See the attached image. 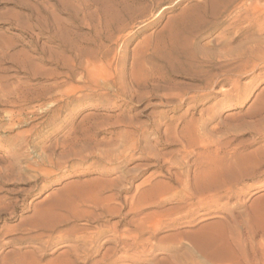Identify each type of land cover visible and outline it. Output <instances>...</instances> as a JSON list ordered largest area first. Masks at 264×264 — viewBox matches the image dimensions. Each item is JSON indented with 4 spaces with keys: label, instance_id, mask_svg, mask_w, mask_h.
Listing matches in <instances>:
<instances>
[{
    "label": "rangeland",
    "instance_id": "obj_1",
    "mask_svg": "<svg viewBox=\"0 0 264 264\" xmlns=\"http://www.w3.org/2000/svg\"><path fill=\"white\" fill-rule=\"evenodd\" d=\"M239 3L190 58L174 23L212 0H0V264H264V0Z\"/></svg>",
    "mask_w": 264,
    "mask_h": 264
},
{
    "label": "bare ground",
    "instance_id": "obj_2",
    "mask_svg": "<svg viewBox=\"0 0 264 264\" xmlns=\"http://www.w3.org/2000/svg\"><path fill=\"white\" fill-rule=\"evenodd\" d=\"M240 1V3H239ZM246 0H212V11L210 12L207 6H196L192 9L190 13H187L183 16H181L176 22L174 23L176 26V40L177 43L180 44L183 47V50H178V54H184L186 56L194 57V55L197 52V49L194 47V43L191 44V40L197 39L200 36H202L207 30L214 28L216 26V19L218 18V14L220 11H224L228 13V11L239 3L240 7L239 9L244 8V10L247 12L251 11L250 7L248 8L245 3ZM250 1V0H249ZM242 2V3H241ZM249 3V2H248ZM250 4V3H249ZM252 4V3H251ZM236 7V6H235ZM238 7V6H237ZM259 7V6H258ZM253 8V7H252ZM259 9V8H258ZM232 10V9H231ZM236 10V9H235ZM234 10V11H235ZM242 11V10H241ZM230 12V11H229ZM259 12V11H258ZM233 13V12H232ZM240 13V11H239ZM257 14V13H256ZM208 15L209 18H208ZM238 15V13L236 14ZM243 15V14H242ZM264 15V14H263ZM228 16V15H227ZM235 16V15H234ZM245 16V15H244ZM249 16V15H248ZM229 17V16H228ZM261 18V17H257ZM244 19V17H243ZM238 21V20H237ZM249 21V20H248ZM254 21V20H253ZM259 21V20H257ZM256 21V22H257ZM264 21V20H263ZM241 22V21H240ZM243 23V22H242ZM254 23V22H251ZM241 25V24H240ZM254 27V26H253ZM261 27V26H260ZM259 31L261 28H258ZM263 30V29H262ZM260 46V45H259ZM261 48V46H260ZM199 50V49H198ZM249 51V50H248ZM251 51V50H250ZM249 51V52H250ZM255 51V50H254ZM253 51V52H254ZM176 52V51H175ZM251 52V53H253ZM261 52V51H260ZM250 53V54H251ZM256 54V52H254ZM263 53V52H262ZM249 54V55H250ZM258 54H260L258 52ZM248 55V54H247ZM253 56V55H252ZM197 57V56H196ZM249 57V56H248ZM252 58V57H250ZM250 60V59H249ZM240 67V66H239ZM242 67V66H241ZM224 179V178H222ZM230 180V179H229ZM225 181V180H223ZM208 182V181H207ZM198 183L197 187L201 191H205L207 188H209V184ZM232 182V181H231ZM235 182V181H234ZM224 186V185H223ZM39 216V215H38ZM48 227V226H47ZM234 261V260H233Z\"/></svg>",
    "mask_w": 264,
    "mask_h": 264
},
{
    "label": "crops",
    "instance_id": "obj_3",
    "mask_svg": "<svg viewBox=\"0 0 264 264\" xmlns=\"http://www.w3.org/2000/svg\"><path fill=\"white\" fill-rule=\"evenodd\" d=\"M198 244H200L202 247H203V244H204V240H202V239H198ZM205 247V246H204Z\"/></svg>",
    "mask_w": 264,
    "mask_h": 264
}]
</instances>
